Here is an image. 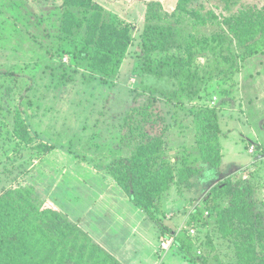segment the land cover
<instances>
[{"label": "rangeland", "instance_id": "obj_1", "mask_svg": "<svg viewBox=\"0 0 264 264\" xmlns=\"http://www.w3.org/2000/svg\"><path fill=\"white\" fill-rule=\"evenodd\" d=\"M48 1L30 0L31 8L38 12L46 10ZM96 1L116 16L115 21L130 25L132 40L116 76L101 80L81 64L79 69L86 73L75 70L76 65L70 63L68 54L55 53L45 44L51 40H33L24 31H14L9 38L11 43L6 39L0 42V82L4 87L8 85L0 91V192L11 185L34 186L41 198L68 213L70 220L74 222V218L80 217L77 221L80 228L91 229L117 253L123 264H194L171 250V236L181 229L182 223L184 225L192 206L199 203L202 206L207 201V194L216 183L251 182L255 208H264V52L243 56L237 49V72L230 73L229 68L222 71L216 66L220 62L228 67L224 60L232 51L227 45H216L217 41L213 40L214 35L221 32L218 22L221 18L197 28L192 27L186 17L180 23L169 19L175 34L180 32L185 38L194 32L196 40L176 38L164 49L153 50L151 57L190 54L192 68L197 69L207 83L200 99L185 101L182 108L176 109L174 102L161 99V91L171 87L141 70L140 57L144 50L140 34L148 20L145 14L148 2L159 1L161 11L171 13L177 0ZM193 1V6L219 14L220 1ZM187 44H191L188 49ZM51 77L53 83L47 85ZM32 82L37 84L28 93L30 103L25 115L41 140L58 146L56 149L62 152V158L57 150L46 151L40 139L32 136L25 141L13 133L11 118L17 109L18 94L11 87L19 89L25 84L31 86ZM197 103L218 107L221 167L216 175L205 177V182L201 180V173L184 182L181 188L174 184L162 194L157 214L160 221L166 223L165 228L170 229V237L166 239L157 234L151 220L125 199L120 187L102 188L96 175L90 176L85 170L73 175L67 172L68 167L61 165L72 163L70 166L81 167L104 162V158L129 156L137 145L149 142L151 137L160 141L157 151L164 154L165 160L180 162L192 148L194 123L188 109ZM128 112L136 114L129 118ZM139 130L147 140L135 135ZM252 145L254 149L250 152ZM64 148L76 152L79 158L72 160L73 154ZM64 154H67L66 159H63ZM65 182L69 184L67 192L72 197L68 199L70 205L68 200H62L65 197L62 190L58 194ZM105 189L111 193L109 199L113 206L106 204L100 209L95 197ZM77 195L84 196L81 206L76 205ZM99 198V203L103 204L105 200ZM101 211L104 214L108 211L111 216L100 220ZM117 215L125 227L115 220ZM197 229V243L202 238L212 241L214 247L201 248L196 243L195 248L204 253L217 251L222 256L227 246L216 233L211 234L212 228L202 225Z\"/></svg>", "mask_w": 264, "mask_h": 264}, {"label": "trees", "instance_id": "obj_2", "mask_svg": "<svg viewBox=\"0 0 264 264\" xmlns=\"http://www.w3.org/2000/svg\"><path fill=\"white\" fill-rule=\"evenodd\" d=\"M218 1L221 3L219 14L212 12V9L205 12L202 6H193V0H177L171 13L161 11L159 1L147 4L145 14L148 20L140 34V45L144 50L140 57L141 70L171 87L161 91V99L174 102L176 109L182 108L185 101L200 99L207 83L199 71L192 68L190 54L183 56L172 53L161 59L151 57L153 50L164 49L176 38L196 40L194 32L185 38L180 32L175 34L169 19L180 23L186 17L188 23L196 27L221 18L218 20L221 32L214 35L213 40L217 41L216 45H227L232 51L224 60L228 67L218 62L216 68L222 71L229 68L230 73L237 72V49L243 56L264 52V1ZM31 5L30 0H0V15L3 18L0 19V42L7 40L11 43L9 38L14 31H24L33 40H51L45 44L55 53L68 54L70 63L76 65L75 70H80L81 64L101 80L116 76L132 40L128 23L115 21L116 16L107 12L96 0H49V7L40 12L34 11ZM63 43L66 47L62 46ZM190 45L187 44L186 48ZM52 80L53 77L49 78L47 85L53 83ZM36 84H25L19 89L17 86L14 89L11 87L18 94L17 109L11 118L13 133L25 141L32 136L41 140L25 115L30 103L28 93ZM7 86L0 82V91ZM197 104L188 109L194 123L192 148L180 162L165 160L164 154L157 151L159 148L156 145L160 141L151 137L149 142L137 145L129 156L104 158V162L81 167L70 166L72 163L61 165L68 167L65 169L73 175L81 170L87 171L90 176L96 175L102 188L107 189L108 185L120 187L126 195L125 199L151 220L157 234L166 239L170 237V229L165 228L166 223L160 221L157 214L162 194L174 184L181 188L184 182L201 173V180L205 182L211 174L216 175L221 167L223 156L220 151L218 107L207 103ZM128 114L129 118H133L136 113ZM135 135L142 137L144 133L139 130ZM42 143L46 151L57 150L62 158V152L56 149L58 146ZM64 149L73 154L72 160L79 158L76 152ZM66 157L67 154H64L63 159ZM197 159L200 163L196 162ZM67 184H61L58 191L60 195L62 190L64 201L72 200L67 192ZM106 189L95 197L100 209L106 204L111 205V193ZM252 193L251 182L227 180L216 183L208 192L207 201L202 206L200 203L192 206L184 225L182 223L181 229L171 236V250L194 264H264V208H255ZM99 197L105 200L103 204L99 203ZM76 199V205L84 204V196L79 198L77 195ZM100 215L111 216L108 211L107 214L101 211L98 217ZM68 216V213L66 215L47 199L41 198L34 186L11 185L1 191L0 264H120L87 231L80 228L77 223L80 217L74 218L73 222ZM202 225L211 227V234L216 233L226 244L222 256L217 251L204 253L195 248V239L199 235L197 227ZM197 247L212 249L214 245L212 241L201 238Z\"/></svg>", "mask_w": 264, "mask_h": 264}, {"label": "crops", "instance_id": "obj_3", "mask_svg": "<svg viewBox=\"0 0 264 264\" xmlns=\"http://www.w3.org/2000/svg\"><path fill=\"white\" fill-rule=\"evenodd\" d=\"M105 218V217H107V215H105V216H100L99 218ZM114 218H115V220L116 221H118L120 224H121V226L122 227H125V224L123 223V221L122 220H120V218L118 217V215L117 216H114ZM118 226H119V224H118ZM110 227V226H109ZM128 227H130V226H128ZM113 229H115L116 227L115 226H113L112 227ZM87 232L91 235V237H93L94 238V240L97 242V243H99L108 253H110L116 260H118L119 262H120V264H123L122 263V261H120L119 259H118V257H117V253L113 250V249H109L107 246H106V244L104 243V242H102L99 238H97L96 236V234L95 233H93L92 231H89V229L87 230Z\"/></svg>", "mask_w": 264, "mask_h": 264}, {"label": "built area", "instance_id": "obj_4", "mask_svg": "<svg viewBox=\"0 0 264 264\" xmlns=\"http://www.w3.org/2000/svg\"><path fill=\"white\" fill-rule=\"evenodd\" d=\"M253 149H254L253 146H251V147H250V151H253ZM191 232H192V230H191ZM162 244L165 245L166 242L163 241Z\"/></svg>", "mask_w": 264, "mask_h": 264}]
</instances>
